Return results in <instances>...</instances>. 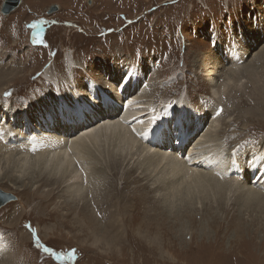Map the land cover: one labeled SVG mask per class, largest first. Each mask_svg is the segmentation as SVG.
I'll return each instance as SVG.
<instances>
[{
  "label": "rangeland",
  "instance_id": "rangeland-1",
  "mask_svg": "<svg viewBox=\"0 0 264 264\" xmlns=\"http://www.w3.org/2000/svg\"><path fill=\"white\" fill-rule=\"evenodd\" d=\"M5 2L0 0V122L21 126L39 100L52 98L56 85L42 76L47 68L69 90V51L84 67H77V81L89 79L87 69L98 63L119 62L142 74L159 112L185 103L215 107L211 121H220L217 137L227 164L237 158L251 163L255 153L264 157V0H21L9 13ZM237 38L249 49L247 71L232 74L217 56L231 53ZM207 63L222 94L212 93ZM47 109L46 130L83 111L74 115L79 107L64 103L56 114ZM17 146L12 149L22 150ZM106 147L88 156V176L72 188L2 179L0 189L16 198L0 208V264H264V206L231 188V181L243 180L227 168L213 175L224 182L219 194L186 199L187 189L162 190L155 183L172 177L170 168L151 173L145 157ZM21 164L2 160L0 174ZM226 176L231 179L223 181ZM259 183L253 188L264 193ZM206 192L213 194L214 187Z\"/></svg>",
  "mask_w": 264,
  "mask_h": 264
},
{
  "label": "bare ground",
  "instance_id": "bare-ground-1",
  "mask_svg": "<svg viewBox=\"0 0 264 264\" xmlns=\"http://www.w3.org/2000/svg\"><path fill=\"white\" fill-rule=\"evenodd\" d=\"M20 1L18 0L17 6L12 8L10 10L11 12L15 8H18V5H21L19 4ZM239 41L240 39L238 38L234 41V49L226 57L220 54L217 56L220 57L218 59L212 55L211 60L213 58L219 61L222 59L223 65L227 66L232 74L242 72V69H246L247 71V67L245 65V67L243 66V60L248 55L249 49L244 43H240ZM258 53L256 52L255 55L257 56ZM66 54V75L68 77V89L70 90H67L68 94L63 92L64 89L62 87L64 86L61 84V81L52 75V81L46 80L55 84L58 90H60V94L56 96L53 94V99L51 97H48V99L54 100L55 103L47 99L39 100V108H36V111L28 114L31 116L21 121V126H18V123L13 125L6 124L5 121L0 122V164H2V160L3 163L9 162L10 160H17L20 161V164L22 161L20 169L14 171L12 167L9 172L0 174V182L6 178L17 183L18 181L21 182L27 179L32 182V185H36L39 182H59V185L66 183L72 188L74 183L79 182L81 179H86L88 176L90 167V164L86 161L88 156L94 152H98L99 149H105L107 146L108 148L113 147L112 150L114 151L119 150L120 155L126 153L132 159L135 155L137 157H145L146 159L143 161L153 167L151 173H153L154 167L158 168L163 166L164 168H170L173 176L158 179L155 183L159 182L158 184L162 190L173 188L171 190L174 192V190L178 191L180 188L184 189L183 191L187 189L186 199H189L191 195L195 197L206 195V197H209L219 194L218 190L221 192V189L224 188V182L213 181V175L216 173L222 174L227 168V171L235 179L243 180L242 182L236 183L231 181V188L233 186L237 187V191L246 197V202L258 203L264 206V195H262L264 193L260 192L259 185H255L256 188L259 186L258 189H254L255 186L252 185V183L256 182L264 184L263 154H251L254 156L253 159H250V164L248 162L244 164L246 162H241L237 157V160L232 162L230 160L231 163L227 164L225 161L229 156L226 158L225 156L228 153L226 155L224 154L225 151L223 150L225 147L222 149L223 146L218 142L217 132L220 129V121L217 115V118L211 121V118L214 116L213 114L217 111L215 107L210 109H193L185 103L183 106L181 104L178 106L177 104L171 111L165 113L159 112V105L154 100V96L149 93L148 84H145L146 79L143 78L141 73L136 72L135 74L133 65L129 66V64L125 65L119 62L116 64L98 63L92 66L91 69H87V72L85 71L86 74L90 75L89 79L77 81V67L83 69L84 67H81L80 63L75 61L74 56L69 51ZM208 63L205 64L204 69H207V72L209 71V74H207L210 78L209 81L212 82V93L214 95L222 94V90L220 92L217 83V77L213 73L214 69L209 68ZM45 71H47L46 74L49 77L53 73L52 68L45 69L43 73ZM227 77L230 82H233V77H230L229 74ZM239 89L241 88L239 87ZM106 100H108V104L102 102ZM63 103L69 106L75 105L76 108L79 107L76 112H70L74 115L78 114L81 111L80 109H83L80 113L82 115L79 114L78 117H72L70 115L66 119H61L55 128L52 127L49 130L44 129L42 116L45 117L46 112L43 111L45 107L47 106L48 108L47 114L48 112L56 114V108L63 105ZM102 106H109V111L104 113ZM226 112L228 113V111ZM192 114L195 115L192 116ZM92 115L95 119H99L96 123L91 119ZM7 128H10V130L4 132V129ZM14 129L15 131H13ZM68 132H70V135ZM59 133H64V137L59 136ZM173 135L177 136L175 143L172 142ZM17 145L23 146V151L12 149ZM19 149L21 148L19 147ZM14 150L20 151V155L18 152H14ZM1 170H3V166L0 172ZM180 174L182 177H180ZM181 178H186L190 181L179 182ZM226 179L227 176L222 180L224 181ZM228 179L227 181H229ZM212 183H215L216 186ZM40 185L36 188V192L40 191ZM207 187H214V193H205ZM200 245H198V249H200Z\"/></svg>",
  "mask_w": 264,
  "mask_h": 264
},
{
  "label": "water",
  "instance_id": "water-1",
  "mask_svg": "<svg viewBox=\"0 0 264 264\" xmlns=\"http://www.w3.org/2000/svg\"><path fill=\"white\" fill-rule=\"evenodd\" d=\"M18 0H6L5 2V8H4V12H10V10L14 7L17 6ZM58 8V6L53 7V9L51 10V12L56 11ZM16 196L12 193H8L4 190L0 189V208L3 207L4 204H6L7 202L15 199Z\"/></svg>",
  "mask_w": 264,
  "mask_h": 264
},
{
  "label": "snow or ice",
  "instance_id": "snow-or-ice-1",
  "mask_svg": "<svg viewBox=\"0 0 264 264\" xmlns=\"http://www.w3.org/2000/svg\"><path fill=\"white\" fill-rule=\"evenodd\" d=\"M221 112L223 111V109L220 110ZM219 114V113H218Z\"/></svg>",
  "mask_w": 264,
  "mask_h": 264
}]
</instances>
